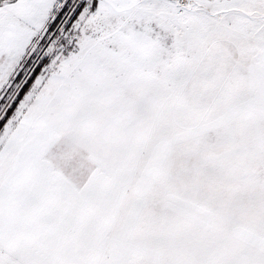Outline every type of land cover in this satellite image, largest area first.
Instances as JSON below:
<instances>
[{"label":"snow or ice","instance_id":"1","mask_svg":"<svg viewBox=\"0 0 264 264\" xmlns=\"http://www.w3.org/2000/svg\"><path fill=\"white\" fill-rule=\"evenodd\" d=\"M0 264H264V0H0Z\"/></svg>","mask_w":264,"mask_h":264}]
</instances>
